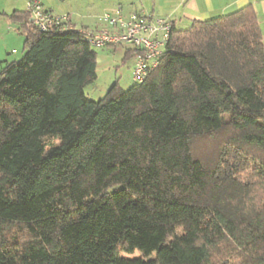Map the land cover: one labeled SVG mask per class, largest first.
Masks as SVG:
<instances>
[{
  "label": "trees",
  "instance_id": "1",
  "mask_svg": "<svg viewBox=\"0 0 264 264\" xmlns=\"http://www.w3.org/2000/svg\"><path fill=\"white\" fill-rule=\"evenodd\" d=\"M9 18L25 53L0 71V264H264V39L251 5L172 22L146 81L98 101L85 93L97 53L79 30Z\"/></svg>",
  "mask_w": 264,
  "mask_h": 264
},
{
  "label": "crops",
  "instance_id": "2",
  "mask_svg": "<svg viewBox=\"0 0 264 264\" xmlns=\"http://www.w3.org/2000/svg\"><path fill=\"white\" fill-rule=\"evenodd\" d=\"M30 0H0V71L5 63L19 61L15 54L22 50L24 56L25 37L18 25L9 18L15 11L26 12ZM45 9L55 14H67L69 23L78 30H101V17L106 12L120 11L128 18L133 12H144L154 17L169 18L177 28L190 27L194 21L219 18L251 5L259 18L264 39V0H40ZM13 30V31H12ZM20 36H23L22 39ZM5 48V49H4ZM4 49L3 51H1ZM11 49V50H10ZM128 49L126 48L127 52ZM16 51V53H14ZM20 57V56H19ZM134 57L135 53H130ZM20 58V59H21ZM135 65V64H134ZM134 68V66H133ZM132 68V71H133Z\"/></svg>",
  "mask_w": 264,
  "mask_h": 264
},
{
  "label": "built area",
  "instance_id": "3",
  "mask_svg": "<svg viewBox=\"0 0 264 264\" xmlns=\"http://www.w3.org/2000/svg\"><path fill=\"white\" fill-rule=\"evenodd\" d=\"M26 12L29 13L36 29L44 33L65 32L73 27L67 14H55L45 9L40 0H30ZM101 20L104 24L103 29L79 31L95 49L119 48L126 44L134 46L137 53L132 80L134 84H142L149 73L160 65L170 41L172 21L169 18L154 17L139 11L133 12L128 18L120 11L106 12Z\"/></svg>",
  "mask_w": 264,
  "mask_h": 264
},
{
  "label": "rangeland",
  "instance_id": "4",
  "mask_svg": "<svg viewBox=\"0 0 264 264\" xmlns=\"http://www.w3.org/2000/svg\"><path fill=\"white\" fill-rule=\"evenodd\" d=\"M181 28L186 29L187 27L182 26ZM20 37L22 39L24 38L23 36ZM126 48L135 49L134 46L128 44L119 48L109 47L103 49H95L97 53L98 79L94 84L87 86L85 89L86 97L89 100L98 101L104 98L108 91L115 84L123 90H128L134 85V82L132 80V68L135 64L134 57H126ZM4 49H2L1 51H3ZM18 50V56H15V54H13L9 57H15L17 58V60H20L22 56V50ZM124 257L135 259L140 258L141 254L139 252H136L133 255H124Z\"/></svg>",
  "mask_w": 264,
  "mask_h": 264
}]
</instances>
